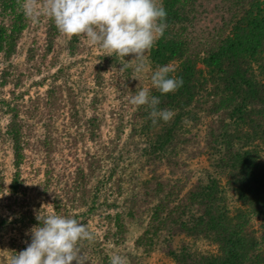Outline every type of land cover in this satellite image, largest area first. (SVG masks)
<instances>
[{"label":"trees","instance_id":"1","mask_svg":"<svg viewBox=\"0 0 264 264\" xmlns=\"http://www.w3.org/2000/svg\"><path fill=\"white\" fill-rule=\"evenodd\" d=\"M200 1L163 0L167 28L147 52L146 60L153 72L161 66L174 69L169 75L182 77L183 86L168 94L150 89V95L160 99L158 109L174 112L167 123L159 120L153 125L146 105H128L126 111L139 123L136 132L146 145L128 177L118 178L110 188L112 194L126 193V201L125 206L118 207L116 196L107 205L114 212L104 215L110 228L104 236L116 245L123 243L129 221L140 225L133 245L144 256L159 249L174 264H264V0H221L222 6L215 3L221 21L207 38L203 37L206 39L192 31ZM0 13V56L8 61L30 23L17 12L15 0H0ZM41 20L46 43L41 55L44 63L61 34L48 17ZM79 40L80 36L68 39L70 54L79 51ZM37 54L31 47L27 60L34 61ZM8 67L0 73L3 87L18 85L24 76L20 72L12 77ZM29 70L38 72L39 68L34 64ZM101 70L98 65L94 74L99 87L105 81ZM126 72L128 75L130 69ZM130 91L135 92V88ZM64 92L60 84H51L40 101L42 109L50 115L58 113L64 104ZM68 96L71 115L77 121L74 97L71 93ZM95 101L96 96L92 100L94 111ZM36 103L33 101L30 111L33 116L38 112ZM18 111L11 112L4 129L0 127V139L11 142L14 172L8 188L15 195L22 186L21 166L27 146L23 135L29 137L31 132ZM203 116L210 120L204 133L195 137L192 129ZM85 125L88 138L96 142L100 130L97 114L93 113ZM123 127L120 120L117 139ZM45 145L50 148L47 142ZM202 155L209 162L206 177L188 186L189 175L184 170L182 179L179 174L188 159ZM99 167L100 158L90 157L86 169L77 171V184L54 196L57 215L78 220L76 210L87 205L91 195L90 212L107 202L104 195V200L97 203L100 190L87 186ZM1 186L2 182L0 191ZM143 205L146 215L140 220L135 216ZM175 237L181 238L178 245L173 243ZM199 242L213 245L215 250H202ZM109 257L98 251L97 264H108Z\"/></svg>","mask_w":264,"mask_h":264},{"label":"rangeland","instance_id":"2","mask_svg":"<svg viewBox=\"0 0 264 264\" xmlns=\"http://www.w3.org/2000/svg\"><path fill=\"white\" fill-rule=\"evenodd\" d=\"M215 3L222 6L221 0L199 2V13L192 31L197 37L201 35V39H206L208 33L213 32L212 29L220 24L221 12L219 8H216ZM225 16L227 17V14H224ZM1 19L0 13V21ZM39 23V25L30 23L29 28L18 40L15 53L10 60L5 61L0 56V73L8 65L12 77L20 72L24 73L18 85L7 84L3 87L0 84V127L4 129L11 119V112L19 110L17 112L19 117L29 124L31 130L29 137L26 133L23 135L27 146L24 149L25 160L21 166L22 186L17 195L8 188L14 172L11 142L4 137L0 139V183L2 182L0 264H10L11 258L26 249L31 242V236L25 233L33 225H38L39 222L35 219L36 212L41 210L44 213L56 214L53 206L54 196L59 195L62 189L73 188L77 184L79 179L77 171L86 169L89 158L92 156L100 158V167L87 186L92 187L93 190H100L97 203L104 200V195L107 197V202L90 212L88 204L91 203V195L90 199H87V205L76 210L79 216L78 221L86 224L95 234L94 243L82 242L80 245L88 255L91 264H97L98 251L100 255L107 253L110 256L119 253L127 258V264H174L171 258L159 249L146 256L135 249L133 242L141 230L138 224L135 226L132 222H126L128 226L126 240L119 245L114 244L112 238L106 240L104 236L107 231H110L104 215L106 212H114L111 208L107 209V205L112 203L116 196L118 207L125 206L124 201H126L124 200L126 193L120 196L114 192L112 194L110 188L114 187V182L118 178L128 177L130 167L133 162L137 164L142 152L141 148L146 145L136 132L139 123L133 121V114L126 109L132 96L143 88H153L150 79L152 69L148 66L149 71L142 74L139 80L131 77L133 75L131 68L128 75H126L127 72L118 73L115 67L119 69V63L130 61L133 57L125 56V61L117 60L114 56H107L99 45L91 44L90 40L83 35H80L79 51L72 55L67 49L70 37L61 34L54 44L53 51L48 54L46 61L41 63V55L46 43H44L43 25L41 26L43 20ZM31 47H34L38 54L34 61L29 62L27 54ZM146 55L147 52L145 60ZM51 60L54 61L51 62ZM34 64L39 68L38 72L29 70ZM98 65L102 68L101 75L105 80L101 87L95 83L94 79ZM112 67L113 70H111ZM127 80L129 83L124 90V83ZM53 83L60 84L65 91L64 104L58 113L50 115L42 109L40 101L46 94V89ZM132 87L135 88V92L130 91ZM69 93L74 97L77 121L71 115L72 104ZM94 96H96L94 102L96 111L92 106ZM35 100H37L38 112L33 116L30 111L34 107ZM93 113H96L100 120L99 137L96 142L88 138L85 125L86 120ZM120 120L124 127L120 138L117 139L116 127ZM209 120L210 117L203 116L201 122L193 127V136H201ZM45 142L50 145V148L46 147ZM208 169L209 162L202 155L188 159L179 176L185 179V170L189 175V186L198 179H204ZM141 207L138 215L135 216V218L141 217L140 220L146 215L143 212L146 206ZM180 239L175 237L174 245L181 243ZM198 247L202 250H215L213 245H206L204 242H199Z\"/></svg>","mask_w":264,"mask_h":264},{"label":"clouds","instance_id":"3","mask_svg":"<svg viewBox=\"0 0 264 264\" xmlns=\"http://www.w3.org/2000/svg\"><path fill=\"white\" fill-rule=\"evenodd\" d=\"M15 3L17 12L33 25L46 16L60 34L83 35L91 44L99 45L107 56L117 60L132 56L130 61L119 63L115 71L124 73L131 68V77L136 80L149 71L145 54L167 28L163 0H15ZM172 72L174 69L169 66L159 67L151 74L152 87L161 94L176 92L183 86V78L170 76ZM130 103L137 107L146 105L153 125L159 120L167 123L174 116L170 109H158L160 99L150 95L147 87L132 96ZM35 219L38 225L25 233L31 236V242L11 258L10 264H91L80 246L82 242H95V234L86 224L41 210L35 213ZM108 264H127V258L114 253Z\"/></svg>","mask_w":264,"mask_h":264}]
</instances>
